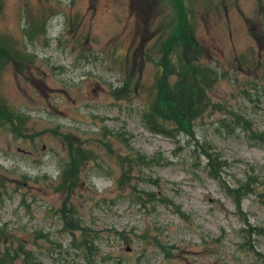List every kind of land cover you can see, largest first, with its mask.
<instances>
[{"label":"rangeland","instance_id":"374dc122","mask_svg":"<svg viewBox=\"0 0 264 264\" xmlns=\"http://www.w3.org/2000/svg\"><path fill=\"white\" fill-rule=\"evenodd\" d=\"M165 1L0 0V38L25 57L0 71V103L24 118L19 136L0 124L1 254L21 245L41 264H264V141L234 117L264 139V1L193 0L202 62L219 79L193 138L178 140L142 124L152 44L173 18ZM126 82L131 96L116 98ZM70 146L92 159L69 192L59 173ZM202 150L219 157L222 184ZM136 154L153 163L128 168ZM247 180L253 193L238 210L222 186ZM63 208L95 237L90 260Z\"/></svg>","mask_w":264,"mask_h":264},{"label":"trees","instance_id":"16d2710c","mask_svg":"<svg viewBox=\"0 0 264 264\" xmlns=\"http://www.w3.org/2000/svg\"><path fill=\"white\" fill-rule=\"evenodd\" d=\"M165 3L168 10H172L173 18L168 21V18L163 17V27L152 44L156 54L154 62L157 70L154 82L155 90L153 100L143 112L142 124L153 135L173 140H178L182 135L193 138L194 122L201 118L206 109L211 106L206 91L212 89L217 83L219 74L213 65L202 62V59L205 58V47L196 38L197 23L193 16V0H168ZM134 7L136 11H139L140 8L137 4ZM40 31L45 33L43 28ZM28 32L26 31V33ZM156 32L158 33V31ZM27 37H29L28 34ZM145 54L150 53L145 51ZM24 60V56L12 53L10 47H5L2 38H0V71L10 62L17 63ZM171 78H174L173 83L170 82ZM130 85L129 82H126L122 89L114 93V96L116 98L127 97L128 99V96H131ZM22 113L16 112L15 114L2 100V103H0V124L8 128L14 136H19V129L23 127L22 121L24 120ZM234 117L237 125L244 124L245 132L246 128L249 129L248 133L252 138L264 141L262 134L252 131L250 121L245 120L243 116L238 114H234ZM200 147L202 148V146ZM194 152H196V149ZM202 153L206 158L209 177L218 180L222 184L219 157H212L209 152L204 150H202ZM91 159L89 153L82 151L80 148L73 149L70 146L65 168H62L59 173L60 186H69L70 189L67 188L69 192L73 190L81 172V164ZM131 159L132 162L128 163V168H131V166L136 168L143 163H153V159L147 161L140 154L134 155ZM122 165L125 167L124 162H122ZM128 177V175L125 176V178ZM222 187L226 194L233 195V202L238 210H240L243 200L253 193L249 180L240 182L234 190H231L226 184ZM68 196L71 197L69 193ZM146 196L147 198L151 197L149 194ZM168 201L170 203V200ZM59 212L66 226L65 229L71 233L72 244L76 248H81V251L85 252V258L90 260L94 255L93 252L97 250L94 245L95 237L92 238L91 230L85 227L78 218L75 220L72 211H69L71 212V221H68L67 211L64 208ZM74 233H78V238ZM163 250L166 251L165 248ZM33 255L32 252L26 251L21 245H18L16 249L6 247L4 252L0 253V264L12 263L13 259L18 257H23L25 261L30 259L28 264H41L36 261Z\"/></svg>","mask_w":264,"mask_h":264},{"label":"flooded vegetation","instance_id":"af4514ba","mask_svg":"<svg viewBox=\"0 0 264 264\" xmlns=\"http://www.w3.org/2000/svg\"><path fill=\"white\" fill-rule=\"evenodd\" d=\"M23 63V62H22Z\"/></svg>","mask_w":264,"mask_h":264}]
</instances>
